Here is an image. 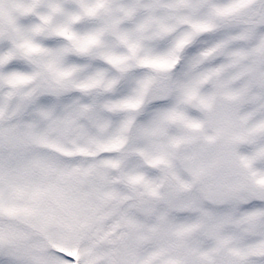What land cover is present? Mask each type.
Here are the masks:
<instances>
[{
	"label": "rangeland",
	"instance_id": "374dc122",
	"mask_svg": "<svg viewBox=\"0 0 264 264\" xmlns=\"http://www.w3.org/2000/svg\"><path fill=\"white\" fill-rule=\"evenodd\" d=\"M254 7L233 0L197 21L221 33L213 71L171 90L148 79L106 103L96 82L77 84L47 59L22 22L5 23L0 264L264 262V207L246 208L264 204V21Z\"/></svg>",
	"mask_w": 264,
	"mask_h": 264
},
{
	"label": "snow or ice",
	"instance_id": "6c2138e0",
	"mask_svg": "<svg viewBox=\"0 0 264 264\" xmlns=\"http://www.w3.org/2000/svg\"><path fill=\"white\" fill-rule=\"evenodd\" d=\"M233 0H0V31H23L75 83L96 82L106 103L139 92L144 81L171 90L214 70L223 55L215 26L199 28L217 7ZM251 12L264 21V0ZM183 19L184 23H176ZM211 33V34H210ZM9 69L24 65L10 63ZM148 103L142 119L160 109ZM264 207L252 202L246 208ZM264 264V262H261Z\"/></svg>",
	"mask_w": 264,
	"mask_h": 264
}]
</instances>
